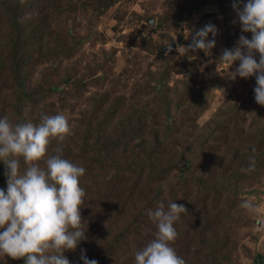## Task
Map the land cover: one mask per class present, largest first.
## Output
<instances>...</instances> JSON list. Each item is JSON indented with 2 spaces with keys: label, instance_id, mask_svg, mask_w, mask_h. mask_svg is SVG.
Wrapping results in <instances>:
<instances>
[{
  "label": "rangeland",
  "instance_id": "rangeland-1",
  "mask_svg": "<svg viewBox=\"0 0 264 264\" xmlns=\"http://www.w3.org/2000/svg\"><path fill=\"white\" fill-rule=\"evenodd\" d=\"M23 2L0 0V118L38 124L41 114H62L74 137L53 140L49 155L60 147L63 158L70 153L82 159L89 124L104 130L105 141L113 146L114 139L125 135L119 121H127L132 112L148 117L117 162L122 182L110 189L102 181L97 188L107 189L86 191L81 215L87 239L64 253L70 264H83L82 252L89 260L103 256L104 264H135V253L157 232L145 211L170 201L189 213L174 224L178 238L172 245L186 264H254L257 254L264 257V166L258 162L244 179L214 189L224 184L229 162L247 169L253 152L264 151V106L255 101V76L233 80L239 61L229 68L219 59L225 49L237 46L241 35L251 39L232 6L238 2L242 9L247 0ZM35 2L48 8L33 9ZM19 16L23 29L18 44H9L7 27ZM209 23L218 29L211 54L185 53L181 46L190 45L195 32ZM49 52L58 55L26 70L37 103L19 104L13 54L27 58L32 53L38 60ZM193 94L194 106L189 102ZM166 104L174 115L167 130ZM105 149L97 155H105ZM140 165L141 173L134 172ZM26 167L20 158L21 173ZM5 171L0 161V188L6 191ZM115 173V167L109 168L104 179ZM119 194L121 210L116 211L119 207L111 201ZM245 199L257 206L256 215L240 207ZM109 206L112 212L105 215ZM0 264L24 261L0 256Z\"/></svg>",
  "mask_w": 264,
  "mask_h": 264
},
{
  "label": "clouds",
  "instance_id": "clouds-1",
  "mask_svg": "<svg viewBox=\"0 0 264 264\" xmlns=\"http://www.w3.org/2000/svg\"><path fill=\"white\" fill-rule=\"evenodd\" d=\"M232 6L242 32L251 33V39L241 35L236 47L222 52L220 63L230 68L239 61L231 72L233 80L255 76V101L264 106V0H247L242 9L238 2ZM217 34L216 26L209 23L195 32L190 45L181 47L185 53L202 50L210 55ZM71 135L69 121L62 114H41L38 124H13L7 117L0 118V161L7 178L6 191L0 188V256L24 264H70L64 253L75 251L87 239L81 215L86 193L80 184L85 168L63 158L60 147L49 155L53 140L63 143ZM20 158L27 166L23 173ZM255 165L251 157L249 167L242 171H255ZM240 207L250 215L258 213L251 200H243ZM182 214H189L188 210L176 202L169 203L167 210L163 202L147 210L157 232L155 239L135 253L136 264H186L172 246L178 238L174 224ZM81 259L83 264H98L83 252Z\"/></svg>",
  "mask_w": 264,
  "mask_h": 264
},
{
  "label": "trees",
  "instance_id": "trees-1",
  "mask_svg": "<svg viewBox=\"0 0 264 264\" xmlns=\"http://www.w3.org/2000/svg\"><path fill=\"white\" fill-rule=\"evenodd\" d=\"M49 1L52 2L53 0H49ZM60 1L61 0H59V2ZM23 3H21V0H16V5L19 4L18 6H22ZM31 7H33V9H37V8L47 9L48 8L47 6H43V5L39 4L38 2H35L33 5H31ZM46 19H47V17H46ZM44 22H46V21L44 20ZM22 29H23V27H22V23H21V16H19V18H17V19H13L11 28H9V26L7 27L8 31H7L6 37H7L9 44H18L17 40H18L19 31H21ZM13 55H14V57H13L14 67L16 68V71H14V79H15L14 81H15V87L18 90V93H17L18 102L23 101L22 103H19V104H23V103H27V102H36L37 103V100L35 99V94H36L35 89L32 88V86L29 84L28 80L25 77L26 70H31V69L35 68L38 64H40L42 59H44V58L50 59L52 57L55 58L54 56H57L58 54H51V52H49L47 55H45V57L37 58L38 60H33L35 58H34L32 53H30L29 57H27V58L17 56L18 55L17 53L13 54ZM65 82H68V77H67ZM50 88L52 90L56 89L57 84L56 83L53 84ZM195 95L196 94H193L191 97H189V102L191 104H193V106L196 105L195 101H193L194 99H192V97H196ZM21 96L25 97V99L22 100ZM183 98H184V95L180 97V99L182 100V103L179 102V105L182 109V113L184 111V99ZM186 106H188V104ZM117 109H118V107L115 109V111ZM165 109L168 112L167 121H166V127H167L166 130H167L170 128L169 126H170V123L172 122V120L174 118V115L169 112V111H171V109H170V106L168 104L165 105ZM175 114H177V116H180L178 111ZM23 121H25V120H23ZM147 121H148L147 113L139 114L136 112H132L131 117L129 116L127 118V121H124V120L119 121L122 126L126 127L125 128V135L121 136L122 138L117 137L116 139H114L115 144L113 146H112V141H110V142L105 141L106 134H105L104 130L98 131L97 126L89 124V130H87L83 133L84 134L83 137H85V138H83L84 139V145L82 144L83 148H87L86 149L87 154L82 156V159H81V157L75 158L77 156L76 154H70L69 153V155L66 156V159L70 160L72 163H76L78 166H82L85 168V175L80 178V184H81V187L84 188L86 194H87V192H86L87 190L91 191V190L98 189L96 191H99L100 189H107L106 187L105 188H102V187L97 188L98 185L102 181H105L107 187H109L110 189L113 188V186L114 187L118 186V184H120L122 182L123 175L119 172V171H121V168L118 166L117 162H119V158L121 156H124L126 154V152L128 151L126 148H127V146H130V143L132 140L131 136L133 134L143 130L145 125L147 124ZM96 131H98V132H96ZM76 132L78 133V135H80V132L78 129L76 130ZM259 132H260V135H262V133H261V132H263L262 129ZM72 136L74 137L73 134H72ZM75 143L77 144L78 142L75 141ZM263 145H264V143L261 142L260 146H263ZM120 146H121V149H120ZM101 147L106 148L105 149L106 154L103 156L97 155V151ZM259 152H260L259 154L256 152H253L252 157L255 158L256 163L259 162V164L264 166V151L262 152L261 150H259ZM125 160L127 161V157ZM111 167L116 168V173L112 177L108 178V180H105L104 179L105 171ZM141 168H142L141 165H140V167L137 166V168L134 170V172L141 173ZM248 174H249L248 172L242 171V167L240 166V164L235 163V165H234L232 162H229L228 163V169H227L226 173L223 174L224 184L222 185V187L221 186L217 187L215 185L214 189L220 190L223 187L225 188L227 186L226 183H229V182H227L228 180H231L232 182H236L239 179H244L245 177L248 176ZM217 181H219V180L217 179ZM235 192H237V191H235ZM122 197H123V195L119 194L115 198H112L113 200L111 201V204L115 205V207H119V209L113 208L116 211L121 210L120 205L122 203ZM119 198H121V200ZM171 202L172 201H170L169 203H171ZM169 203L166 204V206H165L166 208L168 207ZM110 212H112L111 206H109V208L106 210L105 215L110 214ZM145 212H147V210ZM84 216H87V218L89 220H92L94 218V216L89 217L87 215L86 210L84 211ZM98 220H99V218L96 219V221H98ZM228 253H229V251H228ZM225 254H227V252ZM185 255L190 257V255H187L184 253V257H186ZM94 260H96L98 262V264H104V257L103 256L99 257L96 254L94 256ZM185 262L187 263V261H185ZM263 263H264L263 255L257 254L255 257V263L254 264H263ZM190 264H193V263L190 262Z\"/></svg>",
  "mask_w": 264,
  "mask_h": 264
}]
</instances>
